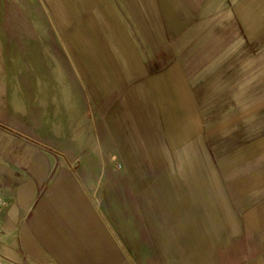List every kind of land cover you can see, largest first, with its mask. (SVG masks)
Here are the masks:
<instances>
[{"label": "crops", "instance_id": "1", "mask_svg": "<svg viewBox=\"0 0 264 264\" xmlns=\"http://www.w3.org/2000/svg\"><path fill=\"white\" fill-rule=\"evenodd\" d=\"M189 2L187 12L177 1H171V7L163 4L171 8L165 17L172 30L200 15L194 11L199 2ZM144 3L150 17L144 18L135 8L136 19L152 22L151 29L145 25L147 36L162 40L150 0ZM107 6H112L110 1ZM109 10L108 17L122 28L114 29L116 37L135 39L137 34L131 33L127 21L115 9ZM195 29L190 27L185 37ZM133 42L121 46L126 62L104 45L97 46L96 52L92 49L87 89L76 80L75 92L58 95L59 102L69 101L73 107L60 104L58 109L37 112L6 109L12 129L7 130L2 127L4 105H0V260L96 264L103 227L98 190L93 187L99 181V167L116 164L113 150L118 143L123 164L138 179V189L159 167L172 171L164 179L170 182L166 196L146 190L139 194L146 200L152 199L151 192L156 198H170L163 207L152 200L145 206L151 222L161 221V214L170 215L169 228L155 226L167 230L159 233L170 250L169 264H264V141L225 143L234 152L220 154L216 160L205 148L196 152L194 103L184 88L179 62L150 76L163 64L144 62L143 50ZM131 71L146 78L129 88ZM262 106L254 104L238 117H251ZM40 113L44 116L37 134L35 118ZM228 123L222 121L218 129ZM51 150L58 153L52 155ZM186 166L190 173L185 172ZM113 212L108 209L107 215ZM170 230L185 231L187 251Z\"/></svg>", "mask_w": 264, "mask_h": 264}, {"label": "rangeland", "instance_id": "2", "mask_svg": "<svg viewBox=\"0 0 264 264\" xmlns=\"http://www.w3.org/2000/svg\"><path fill=\"white\" fill-rule=\"evenodd\" d=\"M50 1H56L59 6ZM107 1L111 7L107 6ZM171 1H177L186 12L189 1H198L200 4L194 11L200 12L199 18H192L172 30L171 22L165 17L171 12ZM150 3L164 36L162 40L147 36L145 25L151 29L152 22L136 19L135 8L144 18L150 17L151 11L144 0H0L2 127L12 130L6 109L31 108L37 112L43 108L46 111L58 109L60 104L64 108L73 107L74 104L67 100L59 102L58 95L74 91L78 87L76 80L87 89L85 81L91 73L88 62L97 46L110 48L116 58L126 62L121 46H132L135 40L144 52V62L152 66L163 64L152 74L148 71L150 76L179 62L184 88L194 103L196 152L197 148H205L216 160L220 154L234 152L232 146H225V143L264 141V0H150ZM109 8L127 21L131 33L137 34L135 39L116 37L114 29L122 28L112 16L108 17ZM192 26L196 28L193 35L186 38ZM121 40L124 43H119ZM131 72L129 88L143 82L145 77ZM254 104L263 106L251 117H238ZM43 116V113L36 114L37 134H41L42 127L38 123ZM19 120L25 118L19 116ZM224 120H229L228 126L218 129ZM21 128L25 130L26 125ZM117 146L118 143L113 150L116 164L100 166L99 181L97 187H93L98 190L99 219L103 227L99 231V261L96 264H169L170 250L163 245L159 233L160 230L167 233V230L155 226L169 228L170 215L161 214V221L151 222L145 206L149 207L148 200L162 207L169 205L170 198L162 196H166L170 188V182L165 183L164 179L172 171L167 168L161 171L159 167L160 171H154L138 189V179L129 166L123 164L124 157ZM53 153L58 151L51 150ZM102 153L108 156L105 150ZM140 190L158 191L162 196L156 198L151 192L152 199L146 200L140 197ZM108 209H113V214L107 215ZM170 231L180 248L187 251L185 231ZM0 264L28 263L0 260Z\"/></svg>", "mask_w": 264, "mask_h": 264}, {"label": "bare ground", "instance_id": "3", "mask_svg": "<svg viewBox=\"0 0 264 264\" xmlns=\"http://www.w3.org/2000/svg\"><path fill=\"white\" fill-rule=\"evenodd\" d=\"M51 3H54L53 5L55 6H59L58 3L56 1H50ZM77 32V31H76ZM102 162V161H101ZM103 169V168H102ZM184 170L186 173H190L191 170H190V167L186 166L184 167ZM57 201V200H56ZM65 203V202H64ZM97 205V204H96ZM66 207V206H65ZM79 211V210H78ZM77 213V212H76ZM79 218V217H78ZM81 218V217H80ZM91 220V219H90ZM100 221V220H99ZM90 223V222H89ZM85 224V223H84ZM92 227V226H91ZM102 235V234H101ZM90 236V235H89ZM95 241V240H94ZM101 248V247H100Z\"/></svg>", "mask_w": 264, "mask_h": 264}]
</instances>
